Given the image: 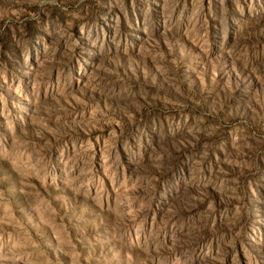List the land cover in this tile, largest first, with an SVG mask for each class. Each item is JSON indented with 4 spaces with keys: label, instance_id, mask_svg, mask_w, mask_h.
I'll return each mask as SVG.
<instances>
[{
    "label": "rangeland",
    "instance_id": "rangeland-1",
    "mask_svg": "<svg viewBox=\"0 0 264 264\" xmlns=\"http://www.w3.org/2000/svg\"><path fill=\"white\" fill-rule=\"evenodd\" d=\"M0 264H264V0H0Z\"/></svg>",
    "mask_w": 264,
    "mask_h": 264
}]
</instances>
